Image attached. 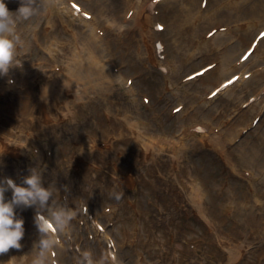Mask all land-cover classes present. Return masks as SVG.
Here are the masks:
<instances>
[{
	"label": "rangeland",
	"instance_id": "rangeland-1",
	"mask_svg": "<svg viewBox=\"0 0 264 264\" xmlns=\"http://www.w3.org/2000/svg\"><path fill=\"white\" fill-rule=\"evenodd\" d=\"M160 1L166 2V6L182 7L186 4L184 0ZM199 2L202 9L211 8L210 0H197V5ZM4 3L16 20V59L22 64V67L9 71H20L26 66L32 73L36 69L43 74L57 73L56 62H50L47 68L40 67V61L36 59L39 42L33 40L31 33L27 38L22 33L16 35L29 23L33 26L37 24L44 8L43 1L33 0L34 13L27 19L16 13L21 0H4ZM107 3L109 10L103 15L108 19L117 18L123 0H107ZM222 6L217 21L203 19L198 23L199 39L208 41L210 37L206 33L215 29V25L219 26L220 37L199 48L192 46V42L197 46L195 37L190 42L182 41L178 47L180 57H176L174 39L165 34L167 19L162 17L158 20V24L165 28L160 44L167 48L165 58L173 67L167 82L163 72L149 64L136 27L130 26L129 35L110 40L113 70L122 75L127 86L133 88L134 95L128 94L124 85L114 77L113 90L120 94V98L116 102L112 100L110 103L114 104L109 105L111 123L118 126L116 130L109 131L113 144L106 149L107 160L96 162L99 167L86 164L90 170L89 177H103L97 187L84 181L83 170L67 167L69 177L59 181L52 168L53 151L64 140L73 138L78 141V135L85 130L83 126L75 130L67 128L71 131L69 133L61 131V127H67L66 123H55L46 128L49 133L39 141L40 146L44 145L40 158H36V154L41 150L37 153L28 150L31 155L27 157L0 153V178L11 177L21 184L32 170L40 174L42 186L52 194V201L45 208L37 206L44 216H50L59 206L69 209L68 215L73 218L66 231H58L56 239L59 241H55L62 245L54 246L52 250L54 256L57 250L63 249L60 250L62 256L56 258L59 264H84V256L88 253L93 264L104 262L103 254L109 242L115 246V251L117 249L120 264H230L226 259L227 250L220 243L222 233L246 249V254L235 264H264V36L254 46L255 52L249 57L252 50L241 59V54L256 37L257 31L264 26V6L252 14H246L238 7ZM86 10L94 13L90 8ZM155 11L159 15L164 13L161 5ZM227 13L231 15L229 20L225 17ZM245 21L247 25L243 29L238 28ZM26 41L29 45L27 49ZM45 57L46 54H42V58ZM227 57H230L229 63L224 64ZM239 64L249 65V70L241 75L237 70ZM200 69L203 71L195 74ZM87 75L95 77L91 69ZM234 76L239 78L213 94L214 89ZM242 76L243 80H240ZM157 83L160 86L158 94H155ZM20 88L21 95H24L25 87L21 85ZM12 98L9 92L0 95V116L9 119L7 129L20 123L9 104ZM186 126L190 128L187 132L196 135L208 130L215 140L211 146L189 136L184 141L182 165L173 169L170 163L174 156L171 145L177 144L178 130ZM105 127L111 129L109 121L105 122ZM142 128L150 129L141 136L148 146L153 145L150 148L153 155L147 159L138 155L139 148H145L141 145L143 140L138 139V130ZM250 147L253 149L249 150ZM243 151H246L244 158L241 157ZM251 153L254 160L244 165L252 157ZM112 161L121 169L132 170L133 186L115 184ZM163 161L165 164L162 167ZM158 167L159 171L156 170ZM178 171H181L182 177L177 179ZM171 180L175 181L173 191L168 184ZM5 198L11 199L7 193ZM196 200L200 203V214L196 211ZM15 212L28 228L20 241L21 249H10L0 255V264H25L28 254L39 249L42 239L30 208L17 207ZM144 218H159L167 223L149 236H143L140 220ZM128 219L136 220L137 225L135 229H130L123 242H117L118 234ZM209 219L218 222V233L216 228L207 226L204 220ZM233 219L244 223V227H235L231 222ZM89 221L100 227V235L105 232L107 239H100ZM172 238L177 245L171 244ZM141 239L153 241V244L141 247ZM161 242L171 249L165 260H162ZM150 254L154 256L150 257ZM180 254L191 256L181 262L178 259ZM102 264L111 263L105 261Z\"/></svg>",
	"mask_w": 264,
	"mask_h": 264
},
{
	"label": "bare ground",
	"instance_id": "bare-ground-1",
	"mask_svg": "<svg viewBox=\"0 0 264 264\" xmlns=\"http://www.w3.org/2000/svg\"><path fill=\"white\" fill-rule=\"evenodd\" d=\"M42 1L44 8L37 24L33 26L29 23L24 29L17 31L16 35L22 33L24 37L27 38V35L31 33L33 40L39 42V50L36 53V59L40 61V67L47 68L50 62H56L54 67H57V73L49 72L43 74L38 69L32 73V71L24 66V69L20 71L11 70L8 75L0 76V95L3 96L8 92L13 95L9 104L11 110L15 112L20 122L17 124V127L7 129L9 126V119L6 117L1 118L0 116V153L13 157H27L31 155L28 150L36 151L35 153H37V150H41L36 154V158H40L41 154L44 153V150H42L44 149V145L40 146L39 141L43 138V135L49 133L46 128L55 123H66L67 127H61V131L69 133L71 131L67 128L75 130L77 127L83 126L85 130L78 135V141H75L73 138L64 140V142L53 151L54 160L52 162V168L56 175H58L59 181L66 180L69 177L67 167H71L75 170H83L84 181L89 182L95 187L102 183L100 180H102L103 177L99 175L89 177L88 174L90 170L86 168V164L88 162L95 167H99V165H95L96 162L107 160L106 149H109L113 144L109 137V131L116 130L118 126L111 123L112 119L109 117L111 107L109 105L114 104L110 103L112 100L116 102L117 99L120 98V94L118 92L114 93L115 91L113 90L114 77L124 85L128 94L131 96L134 95L133 88L127 86L126 80L123 79L122 75L113 70L114 62L111 57L110 40L112 38H120L121 36L129 35L130 26L136 27L141 36L142 50L148 57L149 64L163 72L167 82L173 67L165 58L166 55H168L167 48L164 49L163 46V49L160 50L156 45L157 43H162L160 39L162 38L161 35L163 30H165L164 27L160 31L156 29L160 18L164 17L167 19L165 34H169L174 39L176 44L175 54L176 57H180L178 47L180 48L182 41L190 42V40H193V37H195L194 41L197 46H195L193 42L192 46L199 48L206 46L207 43L215 42L220 37L221 33L218 32L219 26L215 25V29H211L206 33V36L210 37L208 41L199 39L198 23L203 19H215L217 21L219 18V10L222 5L224 8L238 7L239 9H243L246 14H252L260 7L264 6V0H210V9H202L200 2L197 5V0H184L186 4L182 7L166 6L164 5L166 2L161 1L153 3L152 0H123V7L118 11L117 18L108 19L103 15L109 10L107 0ZM84 1H86V3L82 6ZM158 5L163 7V14L159 15L155 11ZM86 8L94 10V13H88ZM225 17L229 20L231 15L227 13ZM107 21L115 23L116 25L112 26L110 23H107ZM246 25L247 22L245 21L239 24L238 28L243 29ZM263 29L264 26L257 31V34ZM38 32L40 33L36 36ZM65 33L67 35H65ZM254 39L255 37L251 42H253ZM260 40L261 39L257 40L258 44ZM27 48H29L28 41L25 43V49ZM254 52L255 49H253L249 57ZM42 54H46V57L42 58ZM229 59L230 57H227L223 63H229ZM248 67L249 65L247 64H239L237 70L241 72L242 75L249 70ZM89 69L94 71V78H89L87 75ZM38 78L40 80H38ZM242 78L243 76L240 80H243ZM90 82H94V84L91 85ZM21 85L25 87L26 93L24 95H21ZM159 86L160 85L157 83L155 94H158ZM33 88L35 90L31 93L30 91L33 90ZM227 90H229V88ZM256 95L258 96L259 93H256ZM106 121H109L111 129L105 127ZM189 129V126L179 129L176 141L177 144L171 145L174 156L170 163L173 169H178L182 165V152L185 148L184 141L189 136L199 139L205 145L213 146L212 142L215 139L210 136V131H203L200 135H196L193 132H187ZM149 130V128L138 130L140 132V137H138V139L141 138L143 140L141 145L145 147L144 149L140 147L138 150V155L142 159H147L150 155H153L150 149L153 145L151 144L148 146V142L141 136V133ZM219 137L221 139V136ZM102 146L104 148H102ZM248 149L252 150L253 147ZM131 151L134 152L133 149ZM251 154L252 157L248 158L244 165L250 164V161L254 160L255 157L253 153ZM245 155L246 151H243L241 157L244 158ZM102 164H104V162L101 163V165ZM110 164L115 173L114 180L117 186L122 184L133 186L135 184L131 169H121L114 161ZM164 164L163 161L162 167ZM230 165L234 167V165ZM158 169H160V167L156 170ZM234 171H236L235 168ZM180 177H182V173L178 171L176 178L178 179ZM168 184L173 191L175 181L171 180ZM106 187L107 184L104 185V188ZM6 193L11 197V191ZM115 193H118V191ZM51 201L52 195L48 203H51ZM196 202H198V200H196ZM29 208L33 216H35L37 212H40L38 207ZM196 211L199 212V214L201 212L199 202L196 204ZM237 219H233L231 222H233L235 227L243 228L244 223ZM204 221L207 223L208 227L216 228V233L220 231L217 221L210 219ZM88 223L100 239H107L105 232H101L102 234L100 235V229L93 221H89ZM165 223H167L166 220L159 218H144L140 220L144 233L143 236H149L154 230L160 229L166 225ZM123 225L124 227L118 234L117 242H123L130 233V229H135L137 223L136 220L128 219ZM23 227L25 230L28 228V225H23ZM103 229L102 227V230ZM61 231H66V228ZM67 232H69V230ZM53 233L52 240L59 241V239H56L58 231L53 229ZM163 233H165L166 236L165 230ZM222 235L220 243L227 250L226 259L230 264H235L246 254V249L243 245L231 241L232 238H230L229 235L225 233H222ZM170 242L171 244L177 245V242L175 243L173 238ZM152 244L153 241H145L144 239L139 241L141 247H148ZM58 245L62 244H57L55 242L54 246ZM108 245L109 247L105 248L103 254L104 262L120 264L116 255L118 253L117 249L115 251V246H111L110 242ZM160 247L163 249L162 260H165L167 253L171 249L167 248L163 242H161ZM60 250L63 251V249ZM60 250H57L54 256H52V251L48 253L40 249L33 250L28 254L24 263L37 264L39 258L42 260V264H59L56 258L60 255L62 256ZM153 256V254H150V257ZM190 256L187 257L180 254L178 259L184 262L183 260H188ZM46 258H48V261ZM75 260H78L76 256ZM104 262L100 261L97 264H102ZM186 264L193 263L187 262Z\"/></svg>",
	"mask_w": 264,
	"mask_h": 264
},
{
	"label": "clouds",
	"instance_id": "clouds-1",
	"mask_svg": "<svg viewBox=\"0 0 264 264\" xmlns=\"http://www.w3.org/2000/svg\"><path fill=\"white\" fill-rule=\"evenodd\" d=\"M17 14L27 19L34 13L33 0H21ZM16 20L10 13L4 0H0V76H6L12 68L22 67L16 59L18 38L14 36ZM11 191V199L6 200L5 193ZM51 192L42 186L40 174L32 170L21 184H17L11 177L0 178V255L10 249H21L20 241L24 236V220L16 215L17 207L45 208L51 198ZM69 209L59 206L50 216L37 212L34 224L42 235L38 248L50 253L54 249L55 241L53 229L60 231L67 227L72 216ZM37 264H42L38 258ZM84 264H93L91 254L84 256Z\"/></svg>",
	"mask_w": 264,
	"mask_h": 264
}]
</instances>
